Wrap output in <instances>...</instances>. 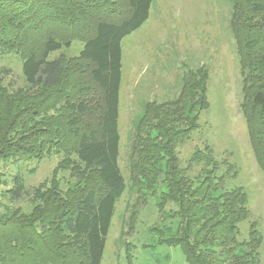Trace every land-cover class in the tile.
Listing matches in <instances>:
<instances>
[{"label":"trees","instance_id":"trees-1","mask_svg":"<svg viewBox=\"0 0 264 264\" xmlns=\"http://www.w3.org/2000/svg\"><path fill=\"white\" fill-rule=\"evenodd\" d=\"M153 3L0 0V57L19 59L27 84L10 90L3 80L12 70L0 68V161L63 153L61 163L78 177L63 192L30 191L20 174L13 176L4 194L10 202L26 197L35 208L26 214L5 207L0 214V264H102L116 204L127 189L120 167L122 41L149 19ZM231 5L241 110L264 170V0ZM76 40L83 44L78 55L50 57ZM208 76L203 66L190 69L177 97L146 104L130 136L131 169L147 188L164 187L161 218H178L179 226L176 236L160 243L180 246L187 264H258L257 223L248 238L240 233L250 217L247 192L228 186L238 176L237 163L219 161L206 144L180 165L178 147L192 138L200 112L209 107ZM193 164L200 165L198 173ZM169 202L175 206L167 210Z\"/></svg>","mask_w":264,"mask_h":264},{"label":"rangeland","instance_id":"rangeland-1","mask_svg":"<svg viewBox=\"0 0 264 264\" xmlns=\"http://www.w3.org/2000/svg\"><path fill=\"white\" fill-rule=\"evenodd\" d=\"M231 13V0H154L149 19L123 39L119 132L120 167L127 189L116 204L102 264H187L180 246L160 243L161 238L176 236L179 220L161 218L158 200L164 187L149 189L135 176L129 147L146 104L177 97L185 73L202 66L209 72V107L200 112L199 127L192 138L178 147L180 165L187 166L195 149H204L206 144L219 161L226 158L237 163L238 176L230 178L228 186L244 188L250 209V217L240 223L241 239L249 237L251 223L256 222L262 234L258 264H264V170L251 148L241 110L243 79ZM250 17L260 22L259 17ZM82 45L76 40L69 49L50 57H74ZM3 66L12 70L4 85L10 90L27 87L19 59L0 57V68ZM62 157L63 153L55 152L29 161L1 160L0 214L6 212L5 207L19 208L26 214L35 208L26 197L10 202L4 194L17 173L30 191L41 186L65 192L76 186L78 177L61 163ZM193 165L191 170L198 173L200 165ZM174 206L169 202L166 209Z\"/></svg>","mask_w":264,"mask_h":264}]
</instances>
